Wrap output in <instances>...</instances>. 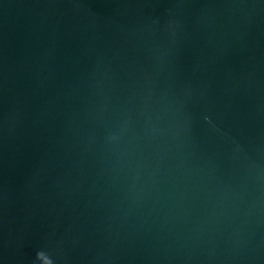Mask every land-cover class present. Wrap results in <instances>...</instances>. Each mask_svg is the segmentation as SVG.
Here are the masks:
<instances>
[{
	"label": "water",
	"instance_id": "water-1",
	"mask_svg": "<svg viewBox=\"0 0 264 264\" xmlns=\"http://www.w3.org/2000/svg\"><path fill=\"white\" fill-rule=\"evenodd\" d=\"M264 264V0H0V264Z\"/></svg>",
	"mask_w": 264,
	"mask_h": 264
},
{
	"label": "clouds",
	"instance_id": "clouds-1",
	"mask_svg": "<svg viewBox=\"0 0 264 264\" xmlns=\"http://www.w3.org/2000/svg\"><path fill=\"white\" fill-rule=\"evenodd\" d=\"M50 264H51V261H50Z\"/></svg>",
	"mask_w": 264,
	"mask_h": 264
}]
</instances>
